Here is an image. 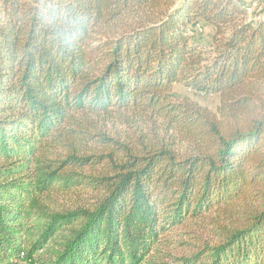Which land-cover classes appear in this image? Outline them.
Here are the masks:
<instances>
[{
    "label": "trees",
    "instance_id": "trees-1",
    "mask_svg": "<svg viewBox=\"0 0 264 264\" xmlns=\"http://www.w3.org/2000/svg\"><path fill=\"white\" fill-rule=\"evenodd\" d=\"M50 2L0 0V264H264V8L70 0L65 46Z\"/></svg>",
    "mask_w": 264,
    "mask_h": 264
},
{
    "label": "rangeland",
    "instance_id": "rangeland-1",
    "mask_svg": "<svg viewBox=\"0 0 264 264\" xmlns=\"http://www.w3.org/2000/svg\"><path fill=\"white\" fill-rule=\"evenodd\" d=\"M258 4H260V7L264 8V0H255ZM204 33L202 34V37L206 40L210 38L211 32L209 27H205ZM173 90L178 93L179 95L186 96L193 102H195L199 107L205 108L207 110H210L212 112H216L217 107L219 106V96L217 94H210V93H199L194 92L193 90L189 89L188 87L184 86L183 83H175L173 84ZM122 117V114L115 113L111 115H101L99 119H101L103 126L105 127V132L109 136H113L114 138H118V136H121V128H117L116 124L118 125L119 119ZM132 118V117H131ZM72 203V195L67 198H63L62 196L57 198L58 205H62V207H66L67 205H70ZM188 231H194V233H190ZM188 233V236H196L200 239H209L207 237V232L204 233L203 231L197 230V226H188V227H180L177 232H174L170 234V239H172L170 242V246H163L162 248H158L157 252L159 254V257L163 261H166L170 263L172 260L167 257V255H172L173 257H177L181 254L180 252V242L182 241V237L184 234ZM211 236V235H210ZM166 255V256H165Z\"/></svg>",
    "mask_w": 264,
    "mask_h": 264
},
{
    "label": "clouds",
    "instance_id": "clouds-1",
    "mask_svg": "<svg viewBox=\"0 0 264 264\" xmlns=\"http://www.w3.org/2000/svg\"><path fill=\"white\" fill-rule=\"evenodd\" d=\"M49 14L47 19H42V23H46L48 29L53 36L63 43L65 46H70L78 37V16L69 3H64V0H51L47 5ZM63 8V11H61Z\"/></svg>",
    "mask_w": 264,
    "mask_h": 264
},
{
    "label": "built area",
    "instance_id": "built-area-1",
    "mask_svg": "<svg viewBox=\"0 0 264 264\" xmlns=\"http://www.w3.org/2000/svg\"><path fill=\"white\" fill-rule=\"evenodd\" d=\"M255 6H256V3H253L252 7L247 9V12H248L249 15L252 14V9ZM252 16H253V18L259 19V20H261L264 23V12H258L256 14L252 15Z\"/></svg>",
    "mask_w": 264,
    "mask_h": 264
}]
</instances>
